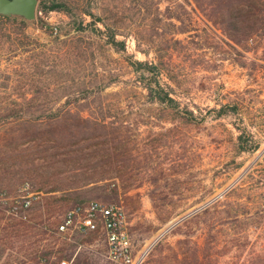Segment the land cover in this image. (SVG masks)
I'll return each mask as SVG.
<instances>
[{
  "label": "rangeland",
  "instance_id": "rangeland-1",
  "mask_svg": "<svg viewBox=\"0 0 264 264\" xmlns=\"http://www.w3.org/2000/svg\"><path fill=\"white\" fill-rule=\"evenodd\" d=\"M38 1L27 26L0 23V264H113L101 231L58 232L67 210L93 201L124 208L133 255L148 250L142 264H174L185 243H203L206 220L227 216L223 207L203 212L235 200L231 216L246 214L240 247L227 249L219 264H264V69L251 66L261 52L247 53L243 67L237 46L194 13V31L175 38L183 47L168 67L172 81L161 78L182 103L178 113L149 101L134 72L135 62L156 63V50L176 32L153 20L152 5L140 12L133 0ZM66 3L71 13L48 10ZM112 29L124 50L108 43ZM221 105L226 115L216 119ZM78 114L109 124L124 147L88 141L76 128L73 142L68 132L46 134L79 123ZM5 128L16 137L41 132L3 151ZM105 170L115 178L70 189ZM25 183L38 199L20 220L6 202Z\"/></svg>",
  "mask_w": 264,
  "mask_h": 264
},
{
  "label": "trees",
  "instance_id": "trees-1",
  "mask_svg": "<svg viewBox=\"0 0 264 264\" xmlns=\"http://www.w3.org/2000/svg\"><path fill=\"white\" fill-rule=\"evenodd\" d=\"M136 6L139 8L140 12L149 11L150 7H154L153 20L160 21L164 25L171 26L175 28L176 32L171 40H163V49L156 50L157 62H135L133 64L134 72L138 75L137 83L141 85L144 90L147 91V98L152 103L159 104L164 109L177 108L178 113L182 107V103L174 97L176 92L168 84H163L161 78L167 75L170 81L173 77L168 74V67L173 60L174 53L183 47V41L175 39L176 36L188 35L194 31V13H199L206 22L210 23L214 28L221 32V35L225 39L228 45H235L237 54H239L245 62H242L243 67L247 65V53H260L261 56L259 62H251V66L254 67L255 71L264 69V0H133ZM166 4L165 9L161 11V6ZM66 6V7H65ZM62 4H53L48 9L49 11H57L67 9L69 13L73 11L71 6ZM47 10V9H46ZM71 10V11H70ZM40 11V10H39ZM83 14L95 17L89 10H84ZM20 20L21 24L25 27L28 25V21L21 17H5L0 16V23H10ZM79 25H83L81 21ZM107 29L108 26H106ZM112 32L109 36V44L112 47H121L125 49V43L116 40L117 33ZM153 40L149 42V47ZM162 46V47H163ZM177 48V49H176ZM143 53L148 54L147 51L143 50ZM165 53V54H162ZM166 59V60H164ZM144 67L147 69L143 72ZM152 76L148 78L147 76ZM228 105H221L220 109L213 110L215 112L214 118L220 119L226 115ZM190 117L195 121V114L193 111L186 110ZM69 116H74L71 111L66 112ZM14 112L11 111L8 115L4 116L5 120L13 117ZM80 118V119H79ZM79 123L69 124L65 123L64 126L57 128H50L46 130V134L49 132L53 136L57 133L61 134L58 130L63 133H67L66 137L70 141H75L78 136L74 132V128L78 129L79 133L84 135V139L88 141H100L104 144L120 145L124 147V142L122 136L115 135V129L111 128L110 125L104 122L92 121L89 118L79 117ZM73 128V129H72ZM6 128L4 129V134L2 138L1 146L3 151L5 148L11 146V143L15 141V138L21 137L25 139L26 137L33 135L32 138H37L41 130L36 129L34 131L25 130L22 134L16 137V134H6ZM30 131V132H29ZM120 132V131H119ZM116 132V133H119ZM3 134V135H4ZM21 139V140H22ZM66 139V138H65ZM110 148V146H108ZM2 152V151H0ZM6 153V152H5ZM4 153V154H5ZM109 154V153H108ZM124 153L122 152L121 155ZM111 156V153L109 154ZM109 158L106 161H111ZM124 160H121L123 162ZM98 176L90 177L86 182L72 183L70 184V189H80L81 187H87L91 184H99L109 179L115 178L111 171L105 170L97 174ZM97 186V185H96ZM95 187V186H94ZM68 190V189H67ZM64 190V191H67ZM59 191L57 188L52 192ZM236 201V200H235ZM217 202L212 208L205 210L203 213H210L211 209H218L223 207L220 213L225 214L226 217H220V219L206 220L204 228V239L202 244L197 242L185 243V247L181 252V255L175 256L174 264H219L221 257L224 255L227 249H238L240 247L239 243V225L242 223L240 219L244 213L237 211L231 216V208L238 206L236 202ZM90 203V202H89ZM87 203V204H89ZM84 203H77L74 207L87 205ZM68 211V210H67ZM66 211V212H67ZM235 211V210H234ZM65 212V213H66ZM65 215V214H64ZM63 219V218H62ZM61 219V221H62ZM60 221V222H61ZM220 222V223H219ZM235 249V250H236ZM256 264V263H253Z\"/></svg>",
  "mask_w": 264,
  "mask_h": 264
},
{
  "label": "built area",
  "instance_id": "built-area-1",
  "mask_svg": "<svg viewBox=\"0 0 264 264\" xmlns=\"http://www.w3.org/2000/svg\"><path fill=\"white\" fill-rule=\"evenodd\" d=\"M38 194L30 183L23 184L16 196L6 202L8 214L20 220H27ZM101 231L107 243V259L113 264H142L148 250L133 255V243L128 231V220L124 208L118 204L90 202L68 210L58 225L62 234H89ZM60 264H75L63 260Z\"/></svg>",
  "mask_w": 264,
  "mask_h": 264
},
{
  "label": "water",
  "instance_id": "water-1",
  "mask_svg": "<svg viewBox=\"0 0 264 264\" xmlns=\"http://www.w3.org/2000/svg\"><path fill=\"white\" fill-rule=\"evenodd\" d=\"M38 0H0V16L21 17L28 22L36 19Z\"/></svg>",
  "mask_w": 264,
  "mask_h": 264
}]
</instances>
